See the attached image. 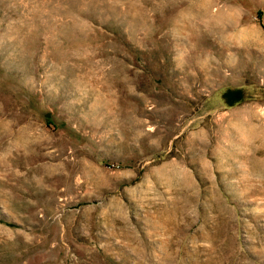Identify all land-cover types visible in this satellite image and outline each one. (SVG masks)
I'll return each mask as SVG.
<instances>
[{
  "label": "rangeland",
  "instance_id": "1",
  "mask_svg": "<svg viewBox=\"0 0 264 264\" xmlns=\"http://www.w3.org/2000/svg\"><path fill=\"white\" fill-rule=\"evenodd\" d=\"M0 264H264V0H0Z\"/></svg>",
  "mask_w": 264,
  "mask_h": 264
}]
</instances>
